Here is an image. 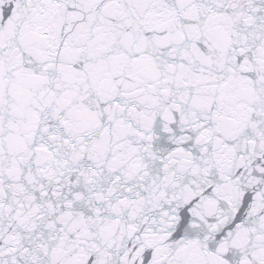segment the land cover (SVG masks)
<instances>
[{
	"label": "snow or ice",
	"instance_id": "1",
	"mask_svg": "<svg viewBox=\"0 0 264 264\" xmlns=\"http://www.w3.org/2000/svg\"><path fill=\"white\" fill-rule=\"evenodd\" d=\"M0 264H264V0H0Z\"/></svg>",
	"mask_w": 264,
	"mask_h": 264
}]
</instances>
